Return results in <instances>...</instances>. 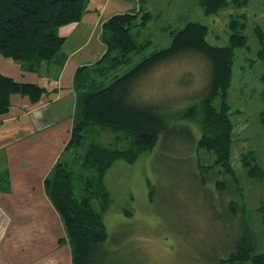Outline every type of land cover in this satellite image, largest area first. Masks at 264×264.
<instances>
[{"label": "rangeland", "instance_id": "1", "mask_svg": "<svg viewBox=\"0 0 264 264\" xmlns=\"http://www.w3.org/2000/svg\"><path fill=\"white\" fill-rule=\"evenodd\" d=\"M112 5L116 14H150L146 26L138 29L137 40L150 42L142 56L170 47V32L188 22L207 27L209 44L225 46L231 18L241 21L244 16L247 49L235 52L227 97L233 125L230 162L238 189L230 177L222 183L219 169L202 173L197 167V162H214L210 152L197 151L191 141L202 135L201 112L195 109L197 115L188 120L177 116L199 103L210 86L212 69L203 54L181 52L144 74L131 91V99L153 106L176 135L160 134L151 152L133 164L117 160L107 171L103 184L110 201L103 221L108 238L97 247L95 263L219 264L244 231L254 241L255 254L264 255V177L248 178L241 159L253 152L264 172V61H256L261 46L254 32L259 26L264 34V0L229 6L214 15L204 14L195 0H110L109 8ZM89 140L117 149L127 146L126 141H115L110 130L97 127ZM218 177L223 181H216ZM202 179H207L204 184ZM223 184L226 189L219 191Z\"/></svg>", "mask_w": 264, "mask_h": 264}, {"label": "trees", "instance_id": "2", "mask_svg": "<svg viewBox=\"0 0 264 264\" xmlns=\"http://www.w3.org/2000/svg\"><path fill=\"white\" fill-rule=\"evenodd\" d=\"M195 1L204 14L214 15L229 6L245 7L250 0ZM86 3L87 0H0V55L24 65L27 70L35 71L42 64L61 67L65 61L61 53L65 38L57 31L79 22ZM139 14L140 10L134 14H116L102 24L100 39L105 52L96 63L80 67L74 74L70 137L44 181L45 191L63 224L71 264H96L95 251L108 238L103 215L110 198L103 182L113 163L123 160L133 164L140 155L153 150L160 134L176 135L153 106L136 102L130 94L144 74L181 52L195 50L203 54L212 69L210 86L199 103L177 116L188 120L197 115V109L201 112L198 114L202 117V135L191 141H195L197 151L210 152L214 162L207 166L197 162V167L202 173L219 169L223 180L230 177L233 185L238 182L230 162L233 125L227 97L235 52L247 49L244 16H240L242 22L236 16L231 18L225 46L209 44L207 27L188 22L170 32V47L142 56L150 42L137 40L138 29L146 26L150 14L145 12L140 17ZM254 32L261 46L256 61H264V34L259 26L254 27ZM261 79L264 81V74ZM43 93L44 89L35 84L16 82L0 73V116L8 112L11 95L25 96L36 103ZM96 127L110 130L115 141H126L127 146L117 149L90 141L89 136ZM247 153L241 158L246 174L250 179L261 181L264 172L253 152ZM206 180L202 179L203 184ZM225 189L224 184L218 185L219 191ZM239 210L243 215L244 207L240 206ZM254 251V241L244 231L234 248L220 257L218 263L264 264V255Z\"/></svg>", "mask_w": 264, "mask_h": 264}, {"label": "crops", "instance_id": "3", "mask_svg": "<svg viewBox=\"0 0 264 264\" xmlns=\"http://www.w3.org/2000/svg\"><path fill=\"white\" fill-rule=\"evenodd\" d=\"M109 2L87 0L81 20L58 29L65 38L61 67L42 64L27 70L0 55L3 76L44 89L36 103L11 95L8 112L0 116V264H71L63 227L43 182L70 137L74 74L105 52L102 24L116 14Z\"/></svg>", "mask_w": 264, "mask_h": 264}]
</instances>
